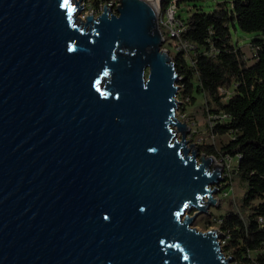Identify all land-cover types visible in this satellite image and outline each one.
Instances as JSON below:
<instances>
[{"label":"water","instance_id":"95a60500","mask_svg":"<svg viewBox=\"0 0 264 264\" xmlns=\"http://www.w3.org/2000/svg\"><path fill=\"white\" fill-rule=\"evenodd\" d=\"M62 2L0 0V264H232L158 8Z\"/></svg>","mask_w":264,"mask_h":264},{"label":"trees","instance_id":"16d2710c","mask_svg":"<svg viewBox=\"0 0 264 264\" xmlns=\"http://www.w3.org/2000/svg\"><path fill=\"white\" fill-rule=\"evenodd\" d=\"M93 5H109L112 0H91ZM174 0H161L165 11ZM201 0H177L196 4ZM183 39L196 46L193 64L181 52L174 57L184 98L194 101V93L206 92L217 124L216 135L233 134L219 150L206 153L239 160L238 175L246 184L239 210H230L219 221L224 234L223 252L238 264H264V0H231L206 13L201 8L186 19ZM231 26L255 34L252 47L255 61L247 66L239 46L232 43ZM195 80L199 83L196 89ZM235 83L237 93L222 102L221 89ZM256 201H259L256 203Z\"/></svg>","mask_w":264,"mask_h":264},{"label":"rangeland","instance_id":"374dc122","mask_svg":"<svg viewBox=\"0 0 264 264\" xmlns=\"http://www.w3.org/2000/svg\"><path fill=\"white\" fill-rule=\"evenodd\" d=\"M150 1L157 3V0ZM112 2L117 4V0H112ZM223 3H227L229 6L231 0H201L196 4H183L180 7V12L184 18H188L196 8H201L204 12L211 13L218 8L219 4ZM81 6L84 7V10L80 14V18L83 21H85L90 14H94L95 17L99 16L105 7V5H101L100 8H97L93 5L91 0H83ZM157 6L158 4L156 7ZM116 7L117 5H113L114 10ZM158 11L159 14H161L160 8H158ZM231 35L232 43L239 46L244 55V62L246 65H252L255 61V50L252 47V41L255 39L256 35L245 33L234 26H231ZM164 49H167L173 57L177 54L175 46H171V44L165 43ZM194 84L197 89L199 83L195 80ZM178 86L180 88L177 99L181 105H179L177 110V118L182 123H186L190 130L186 133L188 147L191 148L192 145H195L198 148L199 162L201 161V155L206 154L207 156L216 157L218 164L223 165V171L221 174L222 180L219 184L213 186V189L219 190L213 195V198L218 200V207L210 206L207 210L208 212L200 213L193 224V227L199 232L205 233L211 229H219L218 220L230 210L241 209L242 200L246 192V184L238 175L239 160L237 158H224L223 156L221 157V155H209L205 152L207 147H213L216 150H219L224 144H227L233 138V134L216 135L211 131V128L217 124V119L211 111L213 104H211L209 95L204 91H196L194 93V101H190L183 97L181 94V86L179 84ZM236 93L237 85L235 83L224 87L220 91V94L223 96L222 102L226 103L231 97L236 95ZM177 138L178 140H181L182 134L179 133ZM192 151L193 148H191L190 154H192ZM258 202L259 201H256V203ZM196 212V210H193L190 215L194 216ZM224 240L225 237L223 234V237L221 236L222 246ZM232 264H236L235 260H233Z\"/></svg>","mask_w":264,"mask_h":264},{"label":"built area","instance_id":"2783aa9c","mask_svg":"<svg viewBox=\"0 0 264 264\" xmlns=\"http://www.w3.org/2000/svg\"><path fill=\"white\" fill-rule=\"evenodd\" d=\"M119 4V0H117V4L115 2H111L108 6ZM157 8H160L159 17L161 15L160 28L164 35L165 43L171 44V46H175L177 53L181 52L185 55V58L190 64H193V56L195 55L196 46L192 45L188 41L183 39V33L186 30V19L181 15L180 7L177 4V0L172 1L165 11L161 10V0H157ZM259 222L264 224V218H259ZM222 244V243H221ZM238 264V263H236Z\"/></svg>","mask_w":264,"mask_h":264},{"label":"snow or ice","instance_id":"6c2138e0","mask_svg":"<svg viewBox=\"0 0 264 264\" xmlns=\"http://www.w3.org/2000/svg\"><path fill=\"white\" fill-rule=\"evenodd\" d=\"M60 6H61L62 8H66L69 12H72V11L74 10V9L71 7V5H70V0H63L62 4H61ZM107 74H108V73L105 72V75H107ZM103 219L108 220L109 217H108L107 215H105V216L103 217ZM161 243H163V241H161ZM184 259H188V257L185 256Z\"/></svg>","mask_w":264,"mask_h":264},{"label":"bare ground","instance_id":"6f19581e","mask_svg":"<svg viewBox=\"0 0 264 264\" xmlns=\"http://www.w3.org/2000/svg\"><path fill=\"white\" fill-rule=\"evenodd\" d=\"M153 3H154V2H153ZM154 5L156 6V5H157V3L155 2V3H154ZM188 148H189V147H188Z\"/></svg>","mask_w":264,"mask_h":264}]
</instances>
